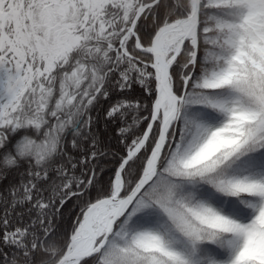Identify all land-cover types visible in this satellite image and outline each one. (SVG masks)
<instances>
[{
	"label": "snow or ice",
	"instance_id": "6c2138e0",
	"mask_svg": "<svg viewBox=\"0 0 264 264\" xmlns=\"http://www.w3.org/2000/svg\"><path fill=\"white\" fill-rule=\"evenodd\" d=\"M0 264H264V0H0Z\"/></svg>",
	"mask_w": 264,
	"mask_h": 264
}]
</instances>
